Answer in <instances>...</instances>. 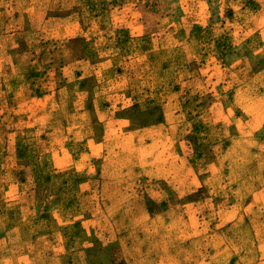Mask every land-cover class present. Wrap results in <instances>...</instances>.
<instances>
[{
  "label": "rangeland",
  "instance_id": "obj_1",
  "mask_svg": "<svg viewBox=\"0 0 264 264\" xmlns=\"http://www.w3.org/2000/svg\"><path fill=\"white\" fill-rule=\"evenodd\" d=\"M0 264H264V0H0Z\"/></svg>",
  "mask_w": 264,
  "mask_h": 264
}]
</instances>
